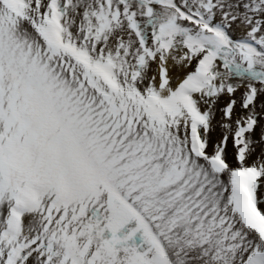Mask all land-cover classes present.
Returning a JSON list of instances; mask_svg holds the SVG:
<instances>
[{"label":"snow or ice","instance_id":"6c2138e0","mask_svg":"<svg viewBox=\"0 0 264 264\" xmlns=\"http://www.w3.org/2000/svg\"><path fill=\"white\" fill-rule=\"evenodd\" d=\"M0 264H264V0H0Z\"/></svg>","mask_w":264,"mask_h":264}]
</instances>
